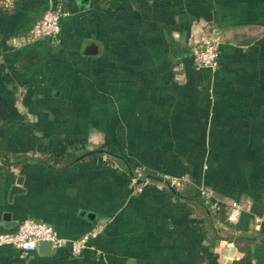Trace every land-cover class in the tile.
Segmentation results:
<instances>
[{"label":"crops","instance_id":"obj_1","mask_svg":"<svg viewBox=\"0 0 264 264\" xmlns=\"http://www.w3.org/2000/svg\"><path fill=\"white\" fill-rule=\"evenodd\" d=\"M55 1L0 4V153L78 156L0 165V231L33 217L66 242L2 244L0 264H245L228 237L264 231V0H62L58 39L23 41ZM205 24L221 32L215 69L190 52ZM136 166L171 183L132 182ZM190 183L227 222L177 195ZM251 250L264 264V241Z\"/></svg>","mask_w":264,"mask_h":264},{"label":"built area","instance_id":"obj_2","mask_svg":"<svg viewBox=\"0 0 264 264\" xmlns=\"http://www.w3.org/2000/svg\"><path fill=\"white\" fill-rule=\"evenodd\" d=\"M0 4L4 8H10L13 6L14 0H0ZM64 12L65 8L61 0L49 5L29 26L23 35V41H32L38 38H48L56 41L60 33V18ZM220 39L221 32L217 26L213 24L204 25L199 37L191 45V54L197 67H210L212 69L218 67ZM163 176L164 179H170L167 175ZM142 179L147 180L148 177L143 175L140 166H136L131 180L132 182H136ZM199 193L206 198L211 197L210 191L205 187H200ZM216 204L217 202L214 201L211 203V206L215 207L217 206ZM231 216V213H228V217ZM89 234L91 233L70 240L73 254L81 250ZM42 240L50 241L51 248L59 247L66 242L64 237L57 235L51 224L33 217L21 219L13 230L0 231V245L8 244L15 246L21 250L22 254L35 250Z\"/></svg>","mask_w":264,"mask_h":264},{"label":"trees","instance_id":"obj_3","mask_svg":"<svg viewBox=\"0 0 264 264\" xmlns=\"http://www.w3.org/2000/svg\"><path fill=\"white\" fill-rule=\"evenodd\" d=\"M62 1V0H61ZM100 3H105L107 0H96ZM192 45V44H191ZM190 52H191V46H190ZM220 52V49H219ZM102 151V150H101ZM99 150H94L92 154L100 155L107 153L104 149L101 152ZM85 153V151H83ZM109 153H111L109 151ZM86 154V153H85ZM78 154L71 155L67 153L64 150H60L57 148L49 149L42 151L40 154H8V153H0V165L2 167H17L23 165L28 160H34L38 161L40 163H45L50 166H66L73 161L76 160ZM133 168L130 171V177H132L133 174ZM143 175L147 176L148 178L157 179L159 181H162L166 183V185H169L171 182L170 179H164L163 174H157V173H149L147 171H144L142 169ZM175 187L174 185L170 186V190H173ZM177 195H179L184 201L186 202H192L194 205L201 208L203 214L208 220H212L214 218H218L219 220H222L224 222H227L228 219V213H227V206L225 203L216 201L211 197L206 198L202 196L199 191L196 192V187L190 183L186 187L182 189ZM216 201L217 206L213 207L211 206V203ZM219 235L215 233L211 238H217ZM228 238L232 240L238 248L243 252L242 257L239 259H236L234 262H243L245 264H251L252 260V250L251 245L256 241H264V231L262 230H255L251 232H243L236 235H231Z\"/></svg>","mask_w":264,"mask_h":264},{"label":"water","instance_id":"obj_4","mask_svg":"<svg viewBox=\"0 0 264 264\" xmlns=\"http://www.w3.org/2000/svg\"><path fill=\"white\" fill-rule=\"evenodd\" d=\"M86 0H74V2L80 6L83 2H85ZM96 48L95 44L90 45V47L88 48L89 52H93ZM21 178L22 176L19 175L16 180L15 183L11 185L10 189H9V198L12 199V196L15 192L21 191L23 188L20 186L21 184ZM9 212H4L3 213V219L5 220H9ZM6 222V221H5ZM15 223V221H13V224ZM7 225V224H6ZM38 250L41 253H49L51 251V242L48 240H42L39 242L38 244Z\"/></svg>","mask_w":264,"mask_h":264}]
</instances>
